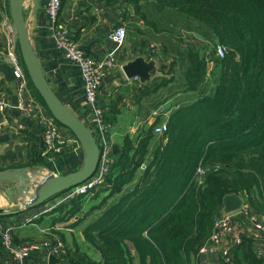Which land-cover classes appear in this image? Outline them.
<instances>
[{"label": "trees", "instance_id": "obj_1", "mask_svg": "<svg viewBox=\"0 0 264 264\" xmlns=\"http://www.w3.org/2000/svg\"><path fill=\"white\" fill-rule=\"evenodd\" d=\"M138 1L127 0L148 23ZM154 8L176 11L201 24L209 32L201 35L210 53L207 57L202 48L188 43L178 56L185 63L183 85L193 93L191 101L162 121L163 114L158 115L143 136H125L119 153L111 151L113 162L95 191L43 214H57L49 227L64 244L60 264H207L199 249L209 239L227 194H240L251 213L264 221V0H154ZM216 40L225 49L223 57L213 50ZM175 66L170 65V77L161 79L160 87L173 81ZM27 86L46 110L28 80ZM102 110V122L110 129L119 110L113 102ZM163 121L166 132L155 135L153 128ZM48 163L37 154L25 166ZM92 195L102 197L99 204L71 225L99 212L83 228L89 249L76 242L69 247L53 227L76 217L83 200H92ZM12 241L19 245L15 237ZM257 245L264 246V236H244L231 248L232 264H264ZM213 261L227 264L219 258Z\"/></svg>", "mask_w": 264, "mask_h": 264}, {"label": "crops", "instance_id": "obj_2", "mask_svg": "<svg viewBox=\"0 0 264 264\" xmlns=\"http://www.w3.org/2000/svg\"><path fill=\"white\" fill-rule=\"evenodd\" d=\"M46 4L47 0H38L36 4L32 0H26L23 4V18L31 46L55 95L91 129L97 139L93 116L83 95L79 69L56 50L50 34L51 23L45 14ZM138 6L148 23L138 17L134 6L127 0H61L59 13L58 23L67 30L69 39L84 55L96 60L114 57L119 64L107 71L97 91V104L100 107L113 102L119 110L115 124L110 129L107 128L109 141L119 149L125 136L131 140L143 136V132L153 125L158 115L163 114V119L168 118L175 108L179 109L187 99H192L193 93L184 91L185 63L178 54L185 53L188 43L199 49L205 48L206 42L201 33L205 31L209 34L201 24L184 14L172 10L157 12L154 0H139ZM1 9L7 12L5 0H0ZM117 26H124L126 29V37L120 46L114 45L108 38ZM197 42L205 44L199 46ZM4 45L5 39L0 33V47ZM137 52L146 60L156 59L160 65L165 66L163 70L155 71V78L151 79V83L141 84L138 78L128 79L121 69L124 63L134 59ZM173 62H176L173 81L160 87V80L170 77L166 73ZM0 64H4L1 59ZM210 64L208 72L212 68V64L209 68ZM214 87L211 80L210 89ZM18 96L15 80L7 81L0 72V97L6 102V107L0 112V169L26 168L31 177L34 172H41L42 178L48 175V171L64 175L78 170L84 159L81 147L55 156L47 167L25 166L41 152V132L34 121L16 109ZM33 126L37 128L33 129ZM16 187L15 182L0 184V231L11 228L12 238L15 237L19 245L47 237L59 239L49 227L51 220L58 218L57 214L44 216L46 210L42 206L24 209L21 206L23 199L13 198ZM92 197L93 195L91 199ZM37 219L39 222H35ZM16 221L20 224L17 225ZM72 224L70 221L58 223L53 230L62 233L69 247L76 242L88 250L83 237L85 222L75 227ZM60 243L64 247L61 241ZM46 258L44 251H36L30 255L29 262L46 264ZM0 264L18 263L1 247Z\"/></svg>", "mask_w": 264, "mask_h": 264}, {"label": "built area", "instance_id": "obj_3", "mask_svg": "<svg viewBox=\"0 0 264 264\" xmlns=\"http://www.w3.org/2000/svg\"><path fill=\"white\" fill-rule=\"evenodd\" d=\"M60 8L61 0H47L45 14L51 23L50 34L56 50L60 51L65 59L79 69L85 102L90 108L98 133L97 142L100 160L96 173L88 181L60 196L59 201L55 202L50 209L67 200L86 196L91 191H95L103 183L104 177L109 171L113 162L111 157L112 145L108 141L107 127L102 122L103 110L102 106L100 107L97 104V91L107 71L119 65L114 57L96 60L84 55L76 44L69 39L67 30L58 23ZM0 33L5 39V45L0 47V59L10 67L19 91L15 107L26 118L34 121L40 127V155L45 157L49 163H52L55 156H60L80 146L75 138L66 133V129L58 127L53 122L42 104L31 95L18 55L16 28L4 9L0 10ZM125 37L126 29L124 26L114 28L108 36L109 40L116 46L122 45ZM213 50L218 57L224 56L225 49L219 44H216ZM5 107V100L0 97V112H3ZM166 130L167 125L164 122L156 125L153 128V133L159 136L163 135ZM250 213L251 211L245 203L238 211L229 214L220 212L214 220L213 231L209 239L199 249V254L208 259L207 264H215L213 260L216 258L227 264H232L233 254L231 248L240 244L244 236L254 239L264 236V221ZM11 231V228L3 232L0 231L1 246L6 254L18 264H29L30 255L36 251H44L46 257L52 254L60 258L61 261L65 256V249L58 238L47 237L42 240L31 241L25 245H16L12 241ZM255 247L259 253H264V246L257 245Z\"/></svg>", "mask_w": 264, "mask_h": 264}, {"label": "water", "instance_id": "obj_4", "mask_svg": "<svg viewBox=\"0 0 264 264\" xmlns=\"http://www.w3.org/2000/svg\"><path fill=\"white\" fill-rule=\"evenodd\" d=\"M25 1L7 0V4L11 22L16 28L18 55L26 78L43 101L49 116L74 136L84 154L82 165L76 171L64 175H56L48 171V175L43 177L44 180L36 188V194L31 196L29 192L33 177L26 168L0 169V184L15 182L17 187L13 198L23 200L27 198L28 201L24 204V209H30L45 205L59 194H65L88 181L97 171L100 156L98 142L91 129L59 100L43 74L31 46L23 18V4ZM32 1L36 4L38 0ZM196 36L200 37L199 35ZM216 44H219V40H216ZM164 68L165 66L160 65L156 59L146 60L137 52L134 59L124 63L121 69L128 79L138 78L141 84H147L155 78V71ZM0 72L4 74L7 81L12 82L14 80L12 71L7 64H0ZM36 128L37 126H33V129ZM118 153L119 148L113 145L112 154L117 155ZM36 173L34 172V174ZM243 203L244 200L240 194H227L222 198L221 211L224 214L238 211L242 208ZM202 258L204 259V256ZM60 263V258L52 254L47 256L46 264Z\"/></svg>", "mask_w": 264, "mask_h": 264}, {"label": "rangeland", "instance_id": "obj_5", "mask_svg": "<svg viewBox=\"0 0 264 264\" xmlns=\"http://www.w3.org/2000/svg\"><path fill=\"white\" fill-rule=\"evenodd\" d=\"M198 29H200V28H198ZM194 30H196V29H194ZM201 30V29H200ZM200 41V40H199ZM197 44L199 45V46H201V45H203V44H205V43H199V42H197ZM207 44H209L208 42H207ZM203 51H205V54L208 52V51H210V48H208V47H206L205 46V48L203 47ZM206 56L208 57V55L206 54ZM209 68H211V64L209 65ZM188 101H186L185 103H183L182 105H184V104H186V103H188L189 101H191V99H187ZM181 105V106H182ZM163 120V118L160 120V121H162ZM166 123V121H163V122H160L159 124H161V123ZM44 177V176H43ZM42 180H44L42 177H41V172L40 173H36V174H34L33 175V178H32V182L30 183V192H29V195L31 196V195H35L36 194V188L38 187V185L40 184V182L42 181ZM33 184H35L34 186H33ZM102 199V197H98V199L96 200V201H94V202H91V201H89V199H86V200H83V205H82V211L79 213V214H77L76 215V217H74V218H72L71 220H70V222L71 223H73V222H75L76 220H78V219H80V218H85V215L89 212V210H90V208H92L93 206H97L98 204H99V201ZM28 200H27V198H25L24 200H23V203H22V205L21 206H25L24 204L27 202ZM59 201V197H56V198H54L53 200H50V201H48L45 205H43L41 208L43 209V210H46V211H50L51 209V206L52 205H54L55 204V202H58ZM93 204V205H92ZM92 205V206H91ZM90 206V207H89ZM84 210V211H83ZM85 210H87V211H85ZM85 212V213H84ZM85 214V215H84ZM99 214V212L98 211H94L93 213H92V215H89V216H87L86 217V219L83 221V222H85V224L87 225V224H89V222L92 220V219H94L95 217H96V215H98ZM85 225V226H86ZM62 229H64V227H61Z\"/></svg>", "mask_w": 264, "mask_h": 264}]
</instances>
